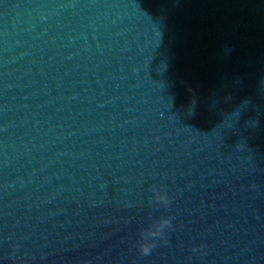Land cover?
<instances>
[{"label": "clouds", "instance_id": "clouds-1", "mask_svg": "<svg viewBox=\"0 0 264 264\" xmlns=\"http://www.w3.org/2000/svg\"><path fill=\"white\" fill-rule=\"evenodd\" d=\"M194 111L190 110L189 115H193ZM156 200L161 205L167 206L171 204V198L168 195L167 191H157ZM171 219L168 217H162L159 221H157L154 225L150 226L145 234L142 235L141 243L139 245V251L141 254L147 256L151 253L152 249L156 247L154 240L155 238L163 235L164 230L166 228L171 227Z\"/></svg>", "mask_w": 264, "mask_h": 264}]
</instances>
